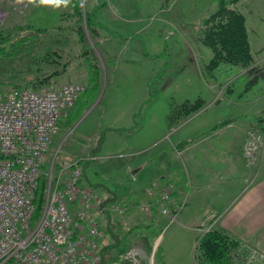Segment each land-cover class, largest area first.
I'll return each mask as SVG.
<instances>
[{"label": "rangeland", "instance_id": "obj_1", "mask_svg": "<svg viewBox=\"0 0 264 264\" xmlns=\"http://www.w3.org/2000/svg\"><path fill=\"white\" fill-rule=\"evenodd\" d=\"M87 1L90 6L102 4L97 8L96 15L103 25L99 26L96 32L88 29L85 20L79 22L71 17L68 14L71 12L70 6L57 7L58 10L63 9L61 11H64V18L56 22L58 17L53 16V22L49 21L46 14L41 15V6L32 5L28 0H0V22L5 25L16 27L34 23L38 26V23H42L45 26V30H38L40 39L35 43L37 46L34 47L32 55L23 51L16 60H11L7 55L0 58V93H5L13 86L33 82L35 75L41 73L39 67H46V64L38 63L40 53L43 50H51L50 47L52 48L57 36H61L60 44L68 61L65 65L71 64L66 72L57 76L54 83L46 87L77 82L84 85L85 90L88 82L85 59L92 60L95 64L93 67L97 66L102 70L98 97L83 116L70 125L66 119L74 103L63 111L61 121L64 120L65 124H60L59 132L53 137L45 162L50 165L56 160L84 158L81 161L82 170L85 166L83 183L103 193V205L104 202H110L112 193L108 189L109 186L101 188L99 178H105L103 173L107 166V170L111 172L112 165L125 162L128 158L122 156L119 150L113 151L117 148L110 147V144L106 146L104 142L107 130L104 106L110 92L114 89V95L124 96L126 102L129 101L128 97L134 96L142 101L141 106L145 105L144 111L148 110L147 105H151V109L160 112L162 117L168 116L170 126L164 128L162 135H165L163 142L169 144L183 121L194 118L226 99L228 101L239 92L247 98L249 94L264 91V47L258 49L260 43H264V0H237L234 3L236 8L240 9L238 6H242L247 12L248 23L250 27L255 28L257 35H252L256 39L254 44L252 42L253 47L250 43L254 62L247 67H236L233 71L226 64L222 69H210L207 64L213 52L201 38L205 20L217 10L219 0H83V9ZM54 7L55 4L48 5V12L53 11L51 8ZM249 8L252 14L248 12ZM79 24H82L84 30L82 38L76 29ZM29 33L33 34L30 30H25L21 35ZM86 48L89 52L85 54L83 52ZM9 49L7 46V50ZM147 49L155 52H149ZM145 56L154 57V61H149L151 66L146 65ZM130 57L138 60V63L129 65L127 58ZM71 59L73 60L69 62ZM117 60L120 63L112 88V74L116 70ZM126 67L132 69L129 70L131 74L125 70ZM124 81L131 86L123 85ZM185 95L192 97L181 100ZM197 100V103H201L200 108L185 116L184 105L189 107L190 102ZM257 107V111L262 112L256 115L255 122L246 131L243 155L246 164L255 170L258 176L264 164V109H259V103ZM222 108L230 110L227 105ZM179 111L178 115L185 118H174L173 114ZM228 121L229 119H225L220 125ZM250 144H255V147L250 148L251 156L248 155ZM100 147L101 150H98ZM183 148L184 146L178 144L173 145L178 154L182 153ZM170 149L172 147L168 151H172ZM113 153L118 155L113 156ZM95 155L98 157L92 158ZM167 182L169 181L159 184L165 186ZM116 188L114 184L111 190ZM120 201L117 197L111 203ZM96 214L95 211L91 213L92 217ZM121 214L125 216L126 226L132 230L130 246L121 257L110 264H194V261L196 264L193 255L195 258L198 239L205 231L212 229H203L196 238L195 231L184 226L179 220L171 222L168 216L162 218L161 224L157 222L156 213L151 215L135 207H130ZM243 245L247 252L246 246L250 245ZM190 247L194 254L191 252L189 255ZM253 248L264 254L263 250ZM131 249L138 251L127 258L126 253ZM247 257L246 253L245 262ZM257 261L262 264L260 261L264 262V259Z\"/></svg>", "mask_w": 264, "mask_h": 264}, {"label": "built area", "instance_id": "obj_2", "mask_svg": "<svg viewBox=\"0 0 264 264\" xmlns=\"http://www.w3.org/2000/svg\"><path fill=\"white\" fill-rule=\"evenodd\" d=\"M84 85L13 87L0 93V264H99L105 230V209L125 213L130 207L177 221L188 202L189 187L152 182L138 201L104 203L103 193L82 182L81 161L62 160L47 170L45 202L34 220V199L53 137L63 111L71 107ZM250 144V148L255 147ZM94 156L92 158H97ZM247 247L245 264H258L264 254ZM246 249V248H245ZM131 249L129 258L137 252ZM262 264L264 262L260 261Z\"/></svg>", "mask_w": 264, "mask_h": 264}, {"label": "crops", "instance_id": "obj_3", "mask_svg": "<svg viewBox=\"0 0 264 264\" xmlns=\"http://www.w3.org/2000/svg\"><path fill=\"white\" fill-rule=\"evenodd\" d=\"M238 7L247 18L253 47L256 39L252 35H257L256 30L250 27L247 12L242 6ZM248 12L253 13L250 8ZM259 46L258 49L264 47V43ZM127 59L129 65L138 63L132 57ZM149 61H154V57H146V65L151 66ZM119 63L117 60L112 74V88ZM126 68L131 74L129 70L132 69ZM123 85L131 86L125 81ZM191 97L185 95L181 100ZM243 98L246 97L239 92L228 101L226 99L183 121L172 142L165 144L162 133L170 126L168 116L162 117L160 112L151 109V105H147L148 110L144 111L145 105L141 106L142 101L138 98L130 96L126 102L124 96L114 95L113 89L104 106L107 120L104 142L106 146L110 144V147L117 148L113 151L119 150L122 156L128 158L125 162L112 165L111 172L107 166L103 173L105 178L100 177L98 183L109 186L110 190L115 184V199L118 197L121 201L144 199L145 189L155 181L161 184L174 181L188 186V202L178 220L195 231L196 238L207 227L217 228L264 251V164L257 176L255 170L246 164L243 155L246 131L255 122L256 115L262 112L257 111V104L260 110L264 109V91L249 94L245 100ZM224 105L230 106V110L222 108ZM225 119L229 121L220 125ZM193 138L195 141H191ZM176 144L184 146L181 154L173 149ZM167 147H172V151H168ZM156 215L157 222L161 224L162 218H167ZM191 252L190 247L189 255Z\"/></svg>", "mask_w": 264, "mask_h": 264}, {"label": "trees", "instance_id": "obj_4", "mask_svg": "<svg viewBox=\"0 0 264 264\" xmlns=\"http://www.w3.org/2000/svg\"><path fill=\"white\" fill-rule=\"evenodd\" d=\"M236 1L237 0H219L217 10L205 20V28L203 29L201 38L204 43L211 47L213 52L211 60L209 64H207L210 69H222L224 64H226L233 71L236 67H247L254 62L250 47L246 16L240 9L235 7L234 3ZM73 4L76 6L72 7L70 5L72 8L71 12H68V14L76 18L79 22L85 20L90 31L96 32L98 27L103 25L97 20L96 15V10L102 5L101 3L99 5L90 6L87 1L85 9L80 6V0H73ZM40 9L42 12L41 15L43 13V16L46 14L49 21L55 20L53 16H55V18L58 17V19L55 20L56 22L64 18V11H61L63 9L58 10L57 7H54L51 8L54 9L51 12H48L47 6H41ZM43 25L42 23H38V26L34 23H26V25L23 26L18 25L13 27L0 22V58L3 55H7V57L13 60L20 57L23 51H28V53L32 55L34 53V47L37 46L35 43L40 39L38 30H45V26ZM24 29L26 31L30 30L33 34L21 35V33L25 31ZM76 29L79 37H84L82 24H79ZM59 37L61 36H57L54 39L55 42L52 48L50 47L51 50H43V52L40 53V60L38 63L46 64V67H39L41 73L35 75L33 82L13 87H45L50 83H54V79L57 76L70 68L71 63L65 65L68 61L63 53ZM7 46L10 47L9 50H7ZM90 49L92 50V48ZM8 51L10 52L7 53ZM87 52H89L88 48H86L83 53L86 54ZM17 53H19L18 56ZM71 56L74 57L73 55ZM72 60L73 59L69 60V62ZM84 63L88 73V82L86 89L80 93L68 114L66 121L69 122L70 125L81 118L87 109L95 102L101 85L102 70H99L97 66H94V68L93 65L95 64L90 59H85ZM47 67L51 68L48 69ZM45 69L46 71H44ZM197 102L198 100L196 102H190L189 107L184 105V108H187H185V111L183 109L185 116L192 113L193 110L200 108L201 103ZM179 113L180 111L173 114L175 119L185 118L180 117V115H178ZM61 123L65 124V121L62 120L60 121V124ZM60 165L61 161L56 160L55 168H59ZM49 166L50 165L45 163L42 168L39 187L34 199L36 208L33 215L34 220L39 217L45 202L47 170ZM84 167L82 170V182L84 180ZM100 186L102 189L107 187L105 184H101ZM108 189L110 190V188ZM114 191L115 190H110L112 195L109 199L110 202L107 203L114 201ZM96 216H98V214H96ZM124 217L123 214L114 212L110 209H106L100 216L101 225L105 230V237L100 243V264H110L116 261L129 249L132 230L126 226V219ZM246 253V249L239 239L226 231L213 228L208 229L199 237L195 250V260L196 264H244Z\"/></svg>", "mask_w": 264, "mask_h": 264}, {"label": "clouds", "instance_id": "obj_5", "mask_svg": "<svg viewBox=\"0 0 264 264\" xmlns=\"http://www.w3.org/2000/svg\"><path fill=\"white\" fill-rule=\"evenodd\" d=\"M18 2H22V0H18ZM28 3L35 6H48L55 4L56 7L68 8L70 5L75 7L73 4V0H28ZM80 6L83 7V0H80Z\"/></svg>", "mask_w": 264, "mask_h": 264}]
</instances>
